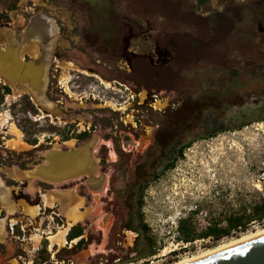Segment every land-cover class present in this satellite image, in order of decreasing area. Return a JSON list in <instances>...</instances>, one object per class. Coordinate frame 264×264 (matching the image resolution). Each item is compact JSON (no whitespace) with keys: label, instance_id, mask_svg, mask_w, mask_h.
Wrapping results in <instances>:
<instances>
[{"label":"rangeland","instance_id":"obj_1","mask_svg":"<svg viewBox=\"0 0 264 264\" xmlns=\"http://www.w3.org/2000/svg\"><path fill=\"white\" fill-rule=\"evenodd\" d=\"M32 1L6 0L4 4L0 0V5L20 3L42 8L45 2ZM119 8L130 42L122 56L123 77L112 79L127 85L123 79L133 75L134 69L139 75L146 74L161 95L156 107L163 110L170 99L181 106V111L171 113L172 122L188 125L184 141L190 143L172 169L147 187L144 210L156 250L121 264L141 260L169 264L263 229L264 224H254L246 233L220 242L210 239L186 244L178 240L182 220L191 219L200 233L264 202V0H209L204 7L196 0H123ZM46 17L59 30L51 70L57 42L63 36L57 20ZM50 82L49 71V86ZM49 86L47 96L55 109L45 111L60 119L55 120L56 126L39 120L38 109L42 108L31 96L16 92L0 79V95L4 97L0 119L9 122L0 127V138L8 139V149L0 147V168L6 165L18 170L20 163L33 166L43 158L48 143L60 148L63 135H77L65 125L76 119L62 115L48 95ZM6 88L11 90L9 95ZM147 90L146 85L139 88L142 97ZM92 102L76 114L82 127L85 123L99 125L93 141L96 145L101 125L112 118L108 117L110 111ZM150 111L152 117L154 112ZM197 125L202 128L199 135L192 132ZM15 126L23 132L20 139ZM3 142L0 140V145ZM19 142L23 143L21 148L16 147ZM165 250L168 253L163 256Z\"/></svg>","mask_w":264,"mask_h":264},{"label":"flooded vegetation","instance_id":"obj_2","mask_svg":"<svg viewBox=\"0 0 264 264\" xmlns=\"http://www.w3.org/2000/svg\"><path fill=\"white\" fill-rule=\"evenodd\" d=\"M44 1L42 8L20 3L0 5V47L14 43L10 33L24 32L33 19L50 16L57 20L63 40L57 42L48 95L64 117L76 119L65 125L77 133L71 138L63 135L60 148L73 150L95 140L99 125L85 123L82 127L76 114L92 101L117 117L108 116L112 119L101 125V135L92 149L97 164L90 175L65 183L22 178L23 172L46 164L47 152L59 148L54 143L47 144L43 158L33 166L20 163L18 170L6 165L0 168L10 201L4 206L0 200V264H121L138 260L156 250L144 210L147 187L184 155L190 145L184 141L188 125L172 122L171 113L181 111V106L171 99L163 110L156 107L161 95L146 74L139 75L134 69L133 75L123 79L127 85L112 79L123 77L122 56L130 42L119 10L123 0H110L113 12L98 8L91 0ZM111 14L114 19L109 22ZM23 43L24 53L32 57L37 54L35 44L27 40ZM25 59L29 61L30 56ZM0 79L9 85L2 75ZM144 85L148 90L142 97L139 88ZM106 91L124 106L114 108L101 102L100 96ZM149 111L154 112L152 117ZM38 112L39 120L53 126L57 125L55 120H60L43 109ZM4 124L9 122L5 119ZM201 131L198 125L192 129L195 135ZM0 140L5 141L0 147L7 150V137ZM66 195L70 196L67 204L61 201Z\"/></svg>","mask_w":264,"mask_h":264},{"label":"water","instance_id":"obj_3","mask_svg":"<svg viewBox=\"0 0 264 264\" xmlns=\"http://www.w3.org/2000/svg\"><path fill=\"white\" fill-rule=\"evenodd\" d=\"M91 1L97 4L98 8H105L113 12L110 0ZM98 18L101 20V17ZM112 19L114 16L111 14L109 22ZM55 29L56 33L54 34ZM58 36L59 30L53 20L33 19L24 32L10 33V40L14 43L6 48L0 47V73L10 82L8 86L12 88L13 84H17L26 88L27 91L24 93L31 96L32 101L38 107L50 112L55 109V105L47 96L49 71ZM25 40L40 48L39 58L36 59L30 54L22 53ZM26 55L30 56L29 61H26ZM93 147L94 142H87L73 150L52 149L46 154V164L23 172L22 178L28 180L40 178L51 183H63L80 175H90L97 164L92 153ZM0 200L4 206L10 202L9 191L1 179ZM190 264H264V235Z\"/></svg>","mask_w":264,"mask_h":264},{"label":"trees","instance_id":"obj_4","mask_svg":"<svg viewBox=\"0 0 264 264\" xmlns=\"http://www.w3.org/2000/svg\"><path fill=\"white\" fill-rule=\"evenodd\" d=\"M199 7L207 5L209 0H196ZM11 90L6 88V93ZM3 96L0 95V103L3 101ZM68 140V139H67ZM264 224V202L261 205L252 207L251 211L242 214H234L224 221H218L211 224L205 231L197 232L193 226L192 220H182L179 227V241L189 244L198 240L213 239L217 242L225 238H234V235L246 233L248 228L254 224ZM225 224V226H223Z\"/></svg>","mask_w":264,"mask_h":264},{"label":"bare ground","instance_id":"obj_5","mask_svg":"<svg viewBox=\"0 0 264 264\" xmlns=\"http://www.w3.org/2000/svg\"><path fill=\"white\" fill-rule=\"evenodd\" d=\"M56 33V29H55V32H54V34ZM32 43V42H31ZM32 45L30 44L29 45V48L31 47ZM26 47V46H25ZM33 47H36V50H37V54H35V56H33V58H39L40 57V54H41V50H40V48L37 46V45H35V46H33ZM22 53L23 54H25L24 53V49L22 50ZM32 55V54H31ZM3 77V76H2ZM4 78V77H3ZM6 79V78H5ZM7 80V79H6ZM7 82H8V80H7ZM9 84H10V82H8ZM12 88L14 89V90H18V92H25V91H27V89L26 88H23L21 85H17V84H13V86H12ZM4 122H5V119H1L0 120V126H2V124H4ZM15 135L16 136H18L19 137V139L21 138V133H20V131L17 129V131L15 132ZM16 143V142H15ZM14 143V144H15ZM19 145H17L16 147H20L21 145V142H19L18 143ZM97 163V162H96ZM260 187V186H259ZM258 187V188H259ZM71 213V212H70ZM70 215H72V214H70ZM70 215H69V217H70ZM68 216V215H67ZM72 218V217H71ZM75 221V220H74ZM77 221V220H76ZM262 235H264V228L263 229H260V230H258V231H256V232H253V233H250V234H248V235H245V236H242V237H240V238H238V239H235V240H233V241H231V242H228V243H225V244H222V245H220V246H217V247H214V248H212V249H210V250H207V251H205V252H203V253H201V254H199V255H195V256H191V257H187V258H183V259H181V260H179V261H177V262H173V263H171V264H190V263H192V262H195V261H198V260H200V259H203V258H205V257H208V256H210V255H213V254H216V253H218V252H221V251H223V250H225V249H228V248H231V247H233V246H235V245H238V244H241V243H243V242H246V241H249V240H252V239H254V238H257V237H260V236H262ZM58 238V237H57ZM167 250H165L164 252H163V255H167Z\"/></svg>","mask_w":264,"mask_h":264},{"label":"built area","instance_id":"obj_6","mask_svg":"<svg viewBox=\"0 0 264 264\" xmlns=\"http://www.w3.org/2000/svg\"><path fill=\"white\" fill-rule=\"evenodd\" d=\"M98 97V96H97ZM99 98V97H98ZM117 98H114L112 96H110L109 94H107V91L102 94V96H100V100L101 102H103L104 104H110L111 106H113L114 108L116 107H123L124 103L121 104L118 100H116Z\"/></svg>","mask_w":264,"mask_h":264},{"label":"crops","instance_id":"obj_7","mask_svg":"<svg viewBox=\"0 0 264 264\" xmlns=\"http://www.w3.org/2000/svg\"><path fill=\"white\" fill-rule=\"evenodd\" d=\"M59 149H61V148H59ZM62 150V149H61ZM62 151H67V150H62ZM86 175H88V174H86ZM80 176H82V175H80ZM80 176H78V177H76V178H79ZM76 178H73L72 180H74V179H76ZM70 181V180H69ZM65 182H67V181H65ZM65 182H63V183H65ZM65 200L64 199H62L61 201L63 202V203H68L69 202V200H70V196L69 195H66L65 197Z\"/></svg>","mask_w":264,"mask_h":264}]
</instances>
